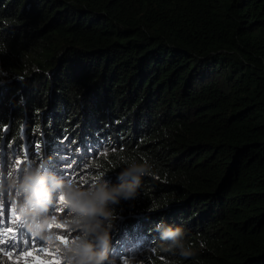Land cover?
Listing matches in <instances>:
<instances>
[{
    "label": "trees",
    "instance_id": "1",
    "mask_svg": "<svg viewBox=\"0 0 264 264\" xmlns=\"http://www.w3.org/2000/svg\"><path fill=\"white\" fill-rule=\"evenodd\" d=\"M0 69L5 173L154 164L110 206L117 264H264V0H0ZM161 219L195 257L155 246Z\"/></svg>",
    "mask_w": 264,
    "mask_h": 264
},
{
    "label": "clouds",
    "instance_id": "2",
    "mask_svg": "<svg viewBox=\"0 0 264 264\" xmlns=\"http://www.w3.org/2000/svg\"><path fill=\"white\" fill-rule=\"evenodd\" d=\"M19 79L22 80L20 77ZM47 164V161L26 164L21 171H16L17 165L12 164L6 177L0 173V196L7 193L14 202L20 223L26 229L22 230L26 237L28 232L48 246L55 245L57 235L50 225H54L58 218L51 213V209L54 204H63L72 214L74 228L78 230L70 243L61 246L65 264H117L115 258L109 256L110 232L115 219L114 209L110 206L119 204L121 200L136 199L143 177L156 176L154 164L145 157L140 160L125 159V167L118 174L117 184L100 179L88 187L59 177L46 167ZM156 210L154 206L148 209L149 212ZM152 230L159 233V242L155 246L160 251L179 255L184 259L197 255V249L187 238L184 226H174L161 219L150 231ZM205 246V242L201 240L200 250ZM118 261L133 264L135 257L124 258L121 254Z\"/></svg>",
    "mask_w": 264,
    "mask_h": 264
},
{
    "label": "rangeland",
    "instance_id": "3",
    "mask_svg": "<svg viewBox=\"0 0 264 264\" xmlns=\"http://www.w3.org/2000/svg\"><path fill=\"white\" fill-rule=\"evenodd\" d=\"M11 155V154H10ZM1 160V158H0ZM2 161V160H1ZM0 161V162H1ZM1 164V163H0ZM9 169L6 170V173L4 171V166L2 162V167H0V173L3 174L4 177L7 176ZM94 169L86 170L84 172H81L80 175L77 177L78 179L86 180L91 176ZM78 181L75 183L77 184ZM83 182V183H82ZM82 185H85V181H81ZM5 198L0 199V212H2V216H0V219L4 222V227L0 228V232L5 233V235L0 236V239L7 240L9 236H24L25 232L18 229L17 222L20 221V217L17 213L16 207L14 202L9 198L8 194L5 193ZM5 200L12 201V203H5ZM57 207V225L65 224L61 221H68L70 222L67 226L74 227V221L72 214H62L59 210L60 206H56L55 204L52 206V211H55ZM52 231L55 233L60 234L62 231L59 228H51ZM77 231L75 228L71 232V237H66V239L74 238L77 235ZM56 234V235H58ZM26 236V235H25ZM27 238V237H25ZM40 245H34L33 247H26L21 251H18L16 248H7V247H0V264H65V261L61 255V246L62 244L59 242H56L53 246H48L44 243H39ZM44 248L45 251L40 252L39 249ZM53 249H56L59 251V255H57V251H54ZM31 253V255H28ZM140 251L138 253H135L134 256H139ZM122 257H120L121 259ZM125 258V257H124ZM136 258V257H135ZM141 259V256L140 258Z\"/></svg>",
    "mask_w": 264,
    "mask_h": 264
},
{
    "label": "snow or ice",
    "instance_id": "4",
    "mask_svg": "<svg viewBox=\"0 0 264 264\" xmlns=\"http://www.w3.org/2000/svg\"><path fill=\"white\" fill-rule=\"evenodd\" d=\"M19 166H20V163L18 162L17 168H19ZM5 195L6 194H4L3 196H0V199H4ZM60 199H61V201H63L62 197ZM5 203L10 204V203H12V201L5 200ZM58 206H60L59 210L62 214H69L70 213L69 209L67 207L63 206V204H60ZM56 211H57V207L54 211V214L56 213ZM0 216H2V212H0ZM67 225H68V222H66L65 224H60V225H57L56 223L54 225H50V228L57 227V228L62 230L60 232V234H58L56 236V239H57V242L61 243L64 246H66L68 243H70L71 240L73 239V238L66 239V237H71V232L73 231V229H70ZM4 226L5 225H4L3 220L0 219V228H3ZM17 227H18V229L23 228V226L19 220L17 222ZM2 235H5V233L0 232V236H2ZM25 237H26L25 235L24 236L16 235V236H9V238L6 241L0 239V247L16 248L18 251H21L26 247H33L34 245H40L36 240H34V241L32 240L30 242L28 240V238H25ZM53 250L57 251L56 249H53ZM39 251L43 252V251H45V249L40 248ZM59 254H60L59 251H57V255H59ZM28 255H31V253H29Z\"/></svg>",
    "mask_w": 264,
    "mask_h": 264
}]
</instances>
